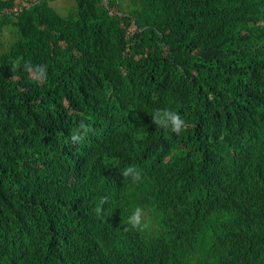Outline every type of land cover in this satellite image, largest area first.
Returning a JSON list of instances; mask_svg holds the SVG:
<instances>
[{
  "label": "trees",
  "instance_id": "16d2710c",
  "mask_svg": "<svg viewBox=\"0 0 264 264\" xmlns=\"http://www.w3.org/2000/svg\"><path fill=\"white\" fill-rule=\"evenodd\" d=\"M51 1L0 0V264H264V0Z\"/></svg>",
  "mask_w": 264,
  "mask_h": 264
},
{
  "label": "clouds",
  "instance_id": "9594fccd",
  "mask_svg": "<svg viewBox=\"0 0 264 264\" xmlns=\"http://www.w3.org/2000/svg\"><path fill=\"white\" fill-rule=\"evenodd\" d=\"M23 69L29 73V75L35 74L37 79L47 78V65H33L31 62L25 61L23 63ZM152 118L155 125L164 129L165 131L171 129L173 133L179 134L187 127L186 121L181 117V115L178 112L172 111L170 109L157 110L152 115ZM89 131L90 125L85 124V122L82 120L79 124V129L74 130L71 135V143L73 145L82 144L85 135ZM121 175L125 179L130 178L133 184H139L143 181L142 170L137 169L132 165L124 168L121 172ZM105 202V199L100 201V205L95 209L97 214L102 212V205ZM125 225V231L135 230L137 232L143 233L151 228V219L146 216L145 209L142 206H136L131 214L127 217Z\"/></svg>",
  "mask_w": 264,
  "mask_h": 264
},
{
  "label": "rangeland",
  "instance_id": "374dc122",
  "mask_svg": "<svg viewBox=\"0 0 264 264\" xmlns=\"http://www.w3.org/2000/svg\"><path fill=\"white\" fill-rule=\"evenodd\" d=\"M51 4L62 14L69 15L74 11L71 8L75 5V0H53L51 1ZM14 39H15V35L12 32V30L6 28L1 37V42L7 43V42H11Z\"/></svg>",
  "mask_w": 264,
  "mask_h": 264
},
{
  "label": "bare ground",
  "instance_id": "6f19581e",
  "mask_svg": "<svg viewBox=\"0 0 264 264\" xmlns=\"http://www.w3.org/2000/svg\"><path fill=\"white\" fill-rule=\"evenodd\" d=\"M85 162V161H84ZM95 163V162H94ZM132 188V187H131Z\"/></svg>",
  "mask_w": 264,
  "mask_h": 264
}]
</instances>
